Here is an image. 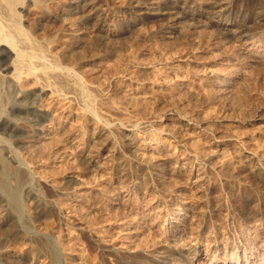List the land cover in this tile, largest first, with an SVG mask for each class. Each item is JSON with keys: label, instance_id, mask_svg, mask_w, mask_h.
<instances>
[{"label": "rangeland", "instance_id": "374dc122", "mask_svg": "<svg viewBox=\"0 0 264 264\" xmlns=\"http://www.w3.org/2000/svg\"><path fill=\"white\" fill-rule=\"evenodd\" d=\"M131 1L100 0L103 33L96 14L88 20L72 18L68 0H45V12L35 7L28 16L25 24L34 40L48 43L53 52L64 51L59 62L65 59L60 64L70 70L72 76L64 78L72 87L55 83L49 87L51 94L45 91L41 105L46 111H41L51 122L47 128L54 138H41L24 111L12 107L21 105L18 88L0 79V112L5 113L0 148L4 155L15 150L16 160L29 168L16 187L21 207L0 191V250L5 252L0 264H77L81 256L93 264H153L156 259L166 263L170 258L178 264H221L226 236L264 249V0H228L219 18H210L204 10L209 0H191L189 12L175 21L152 12L138 15ZM40 92L37 85L32 97L39 99ZM66 114L74 126L63 123ZM124 114L133 123L152 121V135L157 137L152 146L167 149L163 167L173 173L156 191L135 183L130 168L115 167L114 158L122 156L118 127ZM182 114L196 123L193 129L176 119ZM105 129L112 141L102 157L111 147L116 150L95 172L70 151L101 144L103 137L96 136ZM166 133L175 135L176 148L164 141ZM70 135L77 140L71 142ZM249 151L260 156L258 167H249L244 159ZM24 198L31 202L27 212ZM177 200L183 214L169 210L166 215L161 207ZM143 213L148 215L141 220L151 230L124 241L121 229L131 227ZM174 217L186 224L180 236L191 234L197 246L168 247L174 237L165 238L164 231ZM82 226L90 227L81 231ZM102 231L119 236L98 243ZM22 235L28 238L27 248L21 252L8 247L11 238ZM242 245L239 264L249 256H244L247 246ZM130 248L146 254L138 251L133 257ZM163 249L165 253H156ZM259 254L253 259L261 264L264 254Z\"/></svg>", "mask_w": 264, "mask_h": 264}, {"label": "bare ground", "instance_id": "6f19581e", "mask_svg": "<svg viewBox=\"0 0 264 264\" xmlns=\"http://www.w3.org/2000/svg\"><path fill=\"white\" fill-rule=\"evenodd\" d=\"M68 1H69L71 6H69L67 8L75 16L72 18H75V20H77V19L88 20L89 18H91L92 16H94L96 14L97 16H99L98 18H100L99 31H102V33H103L105 20L102 17V14L98 15V13H99L98 7H99L100 0H68ZM160 1H162V0H132L131 2H134L133 7L135 9V12L138 15L152 12V15L153 14L154 15H157V14L168 15V18L170 20L175 21V20H179L180 18L184 17V15L188 11L187 10L188 8H186L187 3L191 0H169L168 2H165L166 3V5L164 4L165 6L164 5L160 6V4L158 5V3H161ZM44 2H45V0H0V79L11 81L12 83H10V85L12 84V86L14 85L18 88V94H17L18 96L17 97H20L21 100L19 102V105L21 104L20 106H22V107H20V106L18 107V103L15 101L17 104L12 105L13 109L17 107V108H20L21 110L24 111L27 118L32 123L33 128H35V130L39 133V135H40V136L38 135L39 137L43 138V137H48L50 135L49 137L51 138L54 135L52 136L50 134L49 129L47 127H49V125L50 126H52V125L49 124L51 122H48V123L46 122L48 119V116H47L46 112H42V111H46V110L42 109L41 101H42L44 96H47V93L45 91L49 90L50 94L52 93L50 91L49 87L52 88V85H54L55 83L60 84V85L64 84L66 86V88L68 87L67 89H71V88H69V86H71L72 84L67 85L69 83H67L65 78H64V74H67L70 76V74H71L70 70L65 66H61V64H60L62 61L64 62L65 59L62 60L61 62H59V57H61L59 55H63L64 51L60 50L61 54L59 52H56V51L53 52L52 46H50V45L48 46V43L45 44V43H41L39 41L34 40L31 37V35L29 34L28 29L26 28L27 26L25 23H27L28 16H29V14L33 8L37 7L36 9L39 8L40 11L45 12V9H47V8H44V6H45ZM163 2H164V0H163ZM227 4H228V0H209L204 5L206 8L204 10L208 12V15L210 18H215V17L219 18V17H222V15L227 11V9H228ZM46 12H47V10H46ZM96 21H99V20L97 19ZM196 21L199 22V19L196 18ZM101 22H103V23H101ZM28 23H30V22H28ZM96 24H97V22H96ZM223 29H225V26L221 30H223ZM105 37L109 38L107 36H105ZM245 40H247V39H245ZM247 42H248V40H247ZM49 44H51V42ZM65 47H67V46H65ZM65 47L62 49H65ZM249 49H250V47H249ZM71 76H72V74H71ZM226 83H227V81H226ZM37 85L40 88V91H41L40 93L42 95L39 99H37V97H32V94H33L32 89L35 88ZM92 87L93 86H91V88L89 87L90 90L91 89L94 90V88H92ZM52 90H54V88ZM69 91L70 90H68V92ZM64 92H66V91H64ZM50 94H49V98H50V96H52ZM86 94H88V93H86ZM89 94H91V93H89ZM67 98H71V96L70 97L67 96ZM51 99H53V101H54V96H52ZM58 99H60V98H58ZM63 100L64 99L62 98V101ZM63 102H64V104H66L65 101H63ZM67 102H69V101H67ZM61 105H63V104H61ZM81 105H83V104H81ZM107 107H109V106H107ZM113 108L114 107H112L111 109H113ZM41 109H42V111H41ZM106 109H108V108H106ZM113 110H115V109H113ZM48 111L49 110H47V112ZM78 111L79 110H75L74 112L76 113ZM124 112H126V111H124ZM1 113L2 112H0V119L2 117H4L3 115L5 114V113L4 114H1ZM119 114H121V113H119ZM80 115L82 116V113ZM89 115L90 114H88V116ZM127 115H128V113H127ZM179 115H181V114H179ZM183 115L184 114H182V116ZM21 116H22V114H21ZM88 116L86 115V117H88ZM59 117H60V115H59ZM63 117H64L63 123L64 122L67 124L70 123L72 126H74L72 124L73 122L71 123V120H70V122L68 121V115L63 116ZM75 117L77 118V116H75ZM122 117H124V116H122ZM125 117H124L125 120H124V118H122L124 121L122 122L121 127H118V129L120 128L119 131L122 134V137H120V138H123L122 146H121V147H123V149L119 150V151H122V156L118 159V161L115 159L116 157L114 158V160L116 161L115 167L118 168L119 170H123V169L125 170V168H126V170H128L130 168L132 170V172L136 175L135 180L136 179L137 180L135 183L141 184L143 186V189H145V190L148 189L150 191H153V190L156 191L159 187V184H163L165 182V180H168L169 175L173 173L172 171L171 172H169V170L167 171L166 168L163 167L164 161H166L165 160V154H166L165 152L167 149L165 150L164 145L152 146V144H154V143H151V142L157 138L154 135H152V132H154V129H155L154 128L155 126H153L154 124L152 125V121L146 120L143 123L139 124V123L131 122L130 119L127 118L126 115H125ZM176 117H177L176 119H178L179 121H183L182 123L187 129H193L194 128L193 126L196 125V123H195V125H193L192 120L185 115L183 117L176 115ZM85 120H87V119H85ZM150 120H152V119H150ZM48 121H50V120L48 119ZM153 123H154V121H153ZM71 125L68 127H72ZM105 128H107V127H105ZM201 130L203 131L204 129H201ZM52 131H54V130H52ZM64 132H66V131H64ZM64 132H62V134ZM69 133H70V130H69ZM99 133L100 134L96 137H98V138L100 136L103 137L101 144H99V145L92 144V146H91V144L87 143L86 145H83L80 147H78L79 146L78 145L77 148H75V150H73L71 148V151H70V154L79 155L81 158H83L86 162L87 167H89L92 171L95 170V172L97 171L98 168L102 167L107 162V160L109 159L110 156H111L110 158L113 159L112 154L114 153L113 151L115 149V148H113V151H111V148H112L111 147L108 150L106 156L103 158L102 152L110 142L111 133H110V131H108L106 129L102 132L100 131ZM52 134H53V132H52ZM62 134L60 133V135H62ZM72 134H74V133H72ZM166 134H167V136L164 137L165 138L164 141H166L168 144L175 143V144H173V146H174V148H176L178 141L176 140L175 135H172L171 133H166ZM55 137H58V136L55 134ZM70 137L71 138L69 140L71 142H75L77 140L75 135H70ZM140 137L142 138L141 146L138 143ZM60 140H61V138H60ZM111 141H112V139H111ZM154 141H156V140H154ZM93 142L95 143V141H93ZM40 143H42V142H40ZM55 146H57V145H55ZM60 147L61 146H59V148ZM1 148H0V191H2L6 195V198L8 201H10L15 206H20V205H18L19 194L17 192L18 188L16 189V187H18L19 186L18 184H21L20 181L28 175V171H29L28 169L29 168H27V166L22 165L21 162L16 160L15 154H13V153H15V150H13V153H12V151H10V154L6 153L7 155H4L3 150ZM63 149H65V148L63 147ZM76 149H77V151H76ZM148 150H150V151H148ZM185 151H186V149H184V152ZM59 152L60 151H58V153ZM54 153H55V151H54ZM56 154H57V152H56ZM244 157H245L244 159L248 161L249 167L250 166L251 167L257 166V164L260 163V161H259L260 156L256 152L249 151L246 156L244 155ZM158 159L162 160V162L158 163ZM201 168L204 172L206 169L204 163L202 164ZM253 168H256V167H253ZM141 172H143V173H141ZM116 178H117V176H116ZM200 180L202 181V185L205 184V177L203 175L200 176ZM84 192L82 191L80 193H84ZM7 200H5V201H7ZM24 201H26L25 198H24ZM26 202L27 203H25V209H27L26 210V212H27L29 210L28 207L30 206L29 204L31 202H28V201H26ZM178 203H181V201L177 200V204L176 203L165 204L163 207H161V209L162 208L165 209L166 215L169 214L168 213L169 210H171L173 212L181 210L178 213V215H182L183 210L181 207H179ZM143 208H144V206H143ZM19 209H21V208H19ZM147 215H148V213H145V214L143 213L137 219V222H135V224H132L131 227L126 228V229H121V231L124 232L123 233L124 236L122 237L123 239H125L124 241L134 240L135 237L139 233H144L145 231L151 230L150 227H147L145 220H141L142 219L141 217H145ZM169 216H170V214H169ZM179 217H174V219H171L168 228H166V230L164 231V237L165 238L170 237V236L174 237V239L171 237L173 239V243L169 244L168 247H174V249H177V247L181 246V247H183L182 249H188L191 246V244L193 246L194 245L197 246V244H199L197 238H195V241L193 243H191V240H194V238L192 239L193 236L191 234H187L185 236H180V233L184 232V230L186 229V224H185V221H182V217L181 218H179ZM47 222H48V220H47ZM48 224H49V222H48ZM48 224L46 222H44L43 225H44L45 229L47 228L46 226ZM50 227H51V225H50ZM86 227L87 226H82V227H80V230L86 231V229L90 226H88L87 228ZM248 232L251 233L252 230L248 229ZM117 234L118 235H116V237H114L113 235H106L102 231L97 235V237H98L97 241H98V243H102V244L104 242L106 243L108 241L111 242V241L117 239V237L119 236V232ZM250 236L251 235H249V237ZM231 238H228V236L225 237V244L222 247L223 248L222 251L226 257H224V259L221 260V262H222L221 264H231L233 262H235V264H239L240 262H238L237 251L239 252V250H241L240 247L242 244L247 246V247H245V250H243L244 256L246 255V252L249 253V256H246L244 259L245 260L244 264H254L255 262H254L253 258L256 257L259 254V252H260L259 255L264 254V253H261V250H264V249L260 245H255V246L250 247L247 240H244V242H242V244H241V243H239V242H241L240 240L235 241L234 239H231ZM253 239H255V238H253ZM27 240H28L27 236H23V235L20 237L11 238L10 244L8 245V247L15 249V251H21L22 252L23 249L27 248ZM231 242L233 243L232 246H230ZM249 242H251V241H249ZM41 245H42L43 249L47 248L46 242L45 243L42 242ZM188 245H189V247H187ZM42 247H40V248H42ZM111 247H112V251H113V249H117L114 246H111ZM120 247H122V246L121 245L118 246V248H120ZM254 248H255V250L252 251ZM109 250H111V249H109ZM128 250H129V253H132L131 256H133V257L138 256L136 254V252H138V251L146 254L144 251H142V249L130 248ZM165 251H164V249L162 251L158 250V251H156V253L157 254L165 253ZM4 253L5 252L1 249L0 250V256H2ZM3 256H5V255H3ZM66 257H68V256H66ZM91 263L93 264L94 262L93 261L89 262L87 260V258L83 257V256H81L77 261V264H91ZM157 263L158 264H178L176 262V260H174V258H170L166 263L157 262V259H156L153 264H157ZM208 264H210V263H208ZM255 264H260V263H255ZM261 264H264V261Z\"/></svg>", "mask_w": 264, "mask_h": 264}]
</instances>
